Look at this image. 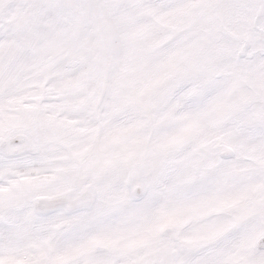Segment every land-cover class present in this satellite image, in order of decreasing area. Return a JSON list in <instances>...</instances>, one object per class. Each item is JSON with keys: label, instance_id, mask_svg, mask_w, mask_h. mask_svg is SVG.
<instances>
[{"label": "snow or ice", "instance_id": "snow-or-ice-1", "mask_svg": "<svg viewBox=\"0 0 264 264\" xmlns=\"http://www.w3.org/2000/svg\"><path fill=\"white\" fill-rule=\"evenodd\" d=\"M0 264H264V0H0Z\"/></svg>", "mask_w": 264, "mask_h": 264}]
</instances>
